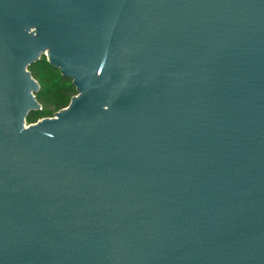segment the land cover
<instances>
[{
  "label": "water",
  "instance_id": "water-1",
  "mask_svg": "<svg viewBox=\"0 0 264 264\" xmlns=\"http://www.w3.org/2000/svg\"><path fill=\"white\" fill-rule=\"evenodd\" d=\"M0 264H264V0H0Z\"/></svg>",
  "mask_w": 264,
  "mask_h": 264
},
{
  "label": "trees",
  "instance_id": "trees-1",
  "mask_svg": "<svg viewBox=\"0 0 264 264\" xmlns=\"http://www.w3.org/2000/svg\"><path fill=\"white\" fill-rule=\"evenodd\" d=\"M33 77L39 82L40 89L36 93L38 101L54 104L57 109L66 107L70 97L78 93L76 86L71 78L61 74L60 69L53 66L47 58H42L30 66ZM33 112L28 120H31L36 113Z\"/></svg>",
  "mask_w": 264,
  "mask_h": 264
},
{
  "label": "rangeland",
  "instance_id": "rangeland-1",
  "mask_svg": "<svg viewBox=\"0 0 264 264\" xmlns=\"http://www.w3.org/2000/svg\"><path fill=\"white\" fill-rule=\"evenodd\" d=\"M48 56H49V51L46 50V54H44L43 57L48 59ZM38 83H39V82H38ZM76 94H77V93H76ZM74 95H75V94H74ZM74 95H73V96H74ZM73 96L70 97V101H69L68 105L70 104V102H71ZM39 103H40V102H39ZM40 105H41V109H40L41 112L36 113V114L34 115V117H33L31 120H28V122H27L28 124L35 123V122H37V121H39V120H41V119H43V118L53 117V116L56 115V113H57L58 111H60V110H62L63 108H65V107H63V108H61V109H57V108L54 106V104L48 103V104L46 105L44 102H41ZM68 105H67V106H68ZM67 106H66V107H67Z\"/></svg>",
  "mask_w": 264,
  "mask_h": 264
}]
</instances>
